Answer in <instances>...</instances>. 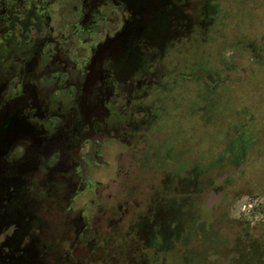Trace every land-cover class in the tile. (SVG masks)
<instances>
[{
    "label": "flooded vegetation",
    "instance_id": "1",
    "mask_svg": "<svg viewBox=\"0 0 264 264\" xmlns=\"http://www.w3.org/2000/svg\"><path fill=\"white\" fill-rule=\"evenodd\" d=\"M187 5L186 0H0V264H34L48 225L51 236L56 226L58 181L71 188L65 197L69 213L73 197L96 192L100 181L88 172L109 168L106 156L114 155L119 176V158L143 142L153 121L137 102L164 76L170 52L195 34L197 22L191 27L184 21ZM242 48H229L221 61L232 67ZM223 183L213 184L204 198L200 192L198 201L194 185L189 206L204 211V219L192 217V224L211 221L207 206L221 194L209 213L220 205L226 190L215 189ZM78 211L76 235L98 229L92 237L100 240L103 254L111 253L108 242L120 245L123 237L168 250L185 232L182 220L165 225L161 212L159 222L148 224L147 213L138 214L122 228L116 222L126 209L97 227ZM143 233L150 239L139 241Z\"/></svg>",
    "mask_w": 264,
    "mask_h": 264
},
{
    "label": "rangeland",
    "instance_id": "2",
    "mask_svg": "<svg viewBox=\"0 0 264 264\" xmlns=\"http://www.w3.org/2000/svg\"><path fill=\"white\" fill-rule=\"evenodd\" d=\"M186 2L184 21L197 22L195 34L170 52L164 76L137 102L143 116H153L143 142L119 158V176L114 155L106 156L109 168L88 172L99 186L73 197L72 212L65 207L71 188L58 181L56 226L51 236L48 225L34 264H264V0ZM238 46L229 68L221 59ZM222 181L215 192L226 194L208 213L211 221L194 228L189 219H204L189 206L194 185L204 198ZM125 209L116 222L122 228L138 214L147 213L148 223L161 212L165 225L182 220L185 232L163 251L123 237L107 243L110 254L98 229L76 235L78 210L97 227Z\"/></svg>",
    "mask_w": 264,
    "mask_h": 264
},
{
    "label": "water",
    "instance_id": "3",
    "mask_svg": "<svg viewBox=\"0 0 264 264\" xmlns=\"http://www.w3.org/2000/svg\"><path fill=\"white\" fill-rule=\"evenodd\" d=\"M220 197H221V194L216 195L214 197V199L211 202L208 203V206H207V208H208L207 209V214L209 213V209H210L211 204L218 202L220 200Z\"/></svg>",
    "mask_w": 264,
    "mask_h": 264
},
{
    "label": "trees",
    "instance_id": "4",
    "mask_svg": "<svg viewBox=\"0 0 264 264\" xmlns=\"http://www.w3.org/2000/svg\"><path fill=\"white\" fill-rule=\"evenodd\" d=\"M193 224H194V225H193L194 228H196V227H197V228H200V227H199L200 225H199L198 223H197V224H196V223H193Z\"/></svg>",
    "mask_w": 264,
    "mask_h": 264
}]
</instances>
